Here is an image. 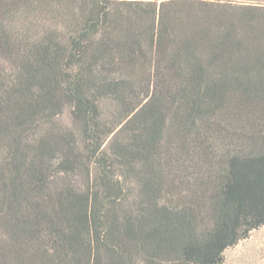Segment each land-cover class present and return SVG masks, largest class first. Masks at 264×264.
Masks as SVG:
<instances>
[{
  "label": "trees",
  "instance_id": "trees-1",
  "mask_svg": "<svg viewBox=\"0 0 264 264\" xmlns=\"http://www.w3.org/2000/svg\"><path fill=\"white\" fill-rule=\"evenodd\" d=\"M263 225L264 6L0 0V264H221Z\"/></svg>",
  "mask_w": 264,
  "mask_h": 264
},
{
  "label": "rangeland",
  "instance_id": "rangeland-1",
  "mask_svg": "<svg viewBox=\"0 0 264 264\" xmlns=\"http://www.w3.org/2000/svg\"><path fill=\"white\" fill-rule=\"evenodd\" d=\"M214 3L230 2L240 5L264 6V0H205ZM107 109H110L108 107ZM65 117L63 120H66ZM221 264H264V225L252 230L248 237L223 253Z\"/></svg>",
  "mask_w": 264,
  "mask_h": 264
}]
</instances>
